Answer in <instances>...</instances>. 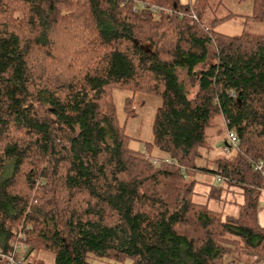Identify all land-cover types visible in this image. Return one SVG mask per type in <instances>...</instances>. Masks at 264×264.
Here are the masks:
<instances>
[{
  "label": "trees",
  "instance_id": "1",
  "mask_svg": "<svg viewBox=\"0 0 264 264\" xmlns=\"http://www.w3.org/2000/svg\"><path fill=\"white\" fill-rule=\"evenodd\" d=\"M207 2L0 0L2 249L23 232L25 264H42L33 250L54 264H264V33L216 31ZM251 2L246 22L264 23V0ZM114 89L159 99L145 152ZM214 116L238 144L211 170L197 159ZM197 170L240 189L237 216L193 200Z\"/></svg>",
  "mask_w": 264,
  "mask_h": 264
},
{
  "label": "rangeland",
  "instance_id": "2",
  "mask_svg": "<svg viewBox=\"0 0 264 264\" xmlns=\"http://www.w3.org/2000/svg\"><path fill=\"white\" fill-rule=\"evenodd\" d=\"M195 0H179L181 4L194 2ZM206 11L203 13V21L214 23L213 29L226 35L235 36L243 32L250 34H263V22H246L247 16L252 12L251 0L237 1V0H208ZM227 14H234L231 18H224ZM113 102L116 109L117 119L121 125H124L125 132L131 136L130 147L145 152V142L151 140V123L156 106L159 103L157 97L144 93H131L124 89H114L112 93ZM133 98V105L136 108L134 116H126L124 112V100L126 98ZM208 147L201 149L204 157L197 159V164L200 167L207 166L208 169L216 168V159L226 156L228 153L222 152V146L228 143L227 129L223 119L219 116H214L211 119V125L206 130ZM151 156L162 157L163 154L157 150L152 149ZM207 157V158H205ZM211 183L216 182V176L206 171L205 173H198L195 178L199 181L206 179ZM220 182V181H219ZM29 249V247H28ZM26 255V252H25ZM41 261L42 264H54V255L48 251L33 250L32 257L28 256L27 260ZM90 264H127L128 260L123 262L116 261L110 258H98L93 255L88 257ZM244 264H256L252 262H243ZM1 264V263H0Z\"/></svg>",
  "mask_w": 264,
  "mask_h": 264
},
{
  "label": "crops",
  "instance_id": "3",
  "mask_svg": "<svg viewBox=\"0 0 264 264\" xmlns=\"http://www.w3.org/2000/svg\"><path fill=\"white\" fill-rule=\"evenodd\" d=\"M200 172L205 173L206 171L197 170L193 174L195 179L193 200L197 203L206 204L208 208L220 212L223 216H237L239 207L243 203L240 189L233 185L229 186L223 181L219 182L217 179L218 184L211 183L206 176V179L199 181L195 178V175ZM258 221L264 226V208L258 210ZM28 256L32 257V253Z\"/></svg>",
  "mask_w": 264,
  "mask_h": 264
},
{
  "label": "built area",
  "instance_id": "4",
  "mask_svg": "<svg viewBox=\"0 0 264 264\" xmlns=\"http://www.w3.org/2000/svg\"><path fill=\"white\" fill-rule=\"evenodd\" d=\"M140 6L142 8L145 7L144 3H141ZM134 10H136L135 7ZM150 10L153 16H156V14H158L159 12H163V13L171 12V10L167 8H160L156 6H151ZM227 137H228V143L222 147V152L224 153L228 152L232 148H235L238 144V139L234 132L227 131ZM152 162L155 165H159L162 162L171 163L172 161L169 158H164L162 160L159 158H154L152 159ZM261 165L262 162H259L255 166V168L260 169ZM261 173L264 175V170H261ZM215 176L218 181H224L223 177L220 176L219 174H216ZM263 194H264V189H263ZM261 205L262 208H264V198ZM9 245H10V249L7 250H4L0 247V262H6V264H25L24 254L27 246L26 243L24 242L23 232H18L17 240L11 242Z\"/></svg>",
  "mask_w": 264,
  "mask_h": 264
}]
</instances>
